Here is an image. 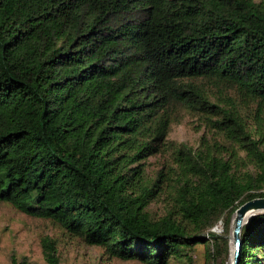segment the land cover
Here are the masks:
<instances>
[{
  "label": "trees",
  "instance_id": "16d2710c",
  "mask_svg": "<svg viewBox=\"0 0 264 264\" xmlns=\"http://www.w3.org/2000/svg\"><path fill=\"white\" fill-rule=\"evenodd\" d=\"M204 83L227 97L212 104ZM228 92L255 104L253 123ZM182 113L224 143L169 141ZM256 198L264 0H0V203L108 259L193 264L203 246L224 264L232 215ZM219 221L222 235L206 234ZM240 236L239 264H264V213ZM41 247L59 264L55 241Z\"/></svg>",
  "mask_w": 264,
  "mask_h": 264
},
{
  "label": "rangeland",
  "instance_id": "374dc122",
  "mask_svg": "<svg viewBox=\"0 0 264 264\" xmlns=\"http://www.w3.org/2000/svg\"><path fill=\"white\" fill-rule=\"evenodd\" d=\"M204 84L207 86V92L212 95V104H220L224 101L223 98L227 97L223 96L216 87L208 83ZM226 95L234 98L235 103H238L243 112L251 113L248 116V121H251L255 104L242 103L231 92ZM241 116L244 117V113ZM250 123H253V121ZM201 139H205L211 144L224 143L223 138L216 129L198 114L182 113L178 121L171 125L168 133L169 141L185 144L191 148H197ZM164 160L159 155L148 158L146 161L147 172L153 174L155 171L160 170ZM167 209L168 201L163 196L153 201L149 206V210L156 217L164 215ZM216 226L218 227L216 232H211L210 229ZM213 228H210L206 234L222 235L223 222H217ZM45 238L56 242V256L59 264H143L138 261L108 259L102 248L84 244L81 240L71 237L50 221L29 217L18 212L9 204L0 203V264H12L13 260L15 264H47L41 247V242ZM231 251V246L228 244V254L224 264H231ZM192 258L194 260L193 264H219V260L214 261V263L208 261L203 246L195 248L192 252Z\"/></svg>",
  "mask_w": 264,
  "mask_h": 264
},
{
  "label": "water",
  "instance_id": "95a60500",
  "mask_svg": "<svg viewBox=\"0 0 264 264\" xmlns=\"http://www.w3.org/2000/svg\"><path fill=\"white\" fill-rule=\"evenodd\" d=\"M264 213V198H256L242 204L232 215L229 229V244L231 246V264H239L242 241L241 231L249 219Z\"/></svg>",
  "mask_w": 264,
  "mask_h": 264
},
{
  "label": "built area",
  "instance_id": "2783aa9c",
  "mask_svg": "<svg viewBox=\"0 0 264 264\" xmlns=\"http://www.w3.org/2000/svg\"><path fill=\"white\" fill-rule=\"evenodd\" d=\"M220 222V221H219ZM213 228V227H212ZM218 229V227L216 226L215 228H213V229H210L211 230V232H216V230Z\"/></svg>",
  "mask_w": 264,
  "mask_h": 264
}]
</instances>
